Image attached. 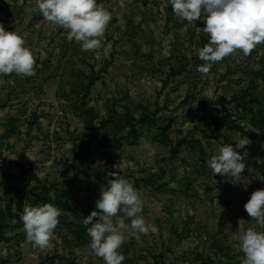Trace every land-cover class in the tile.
<instances>
[{
    "label": "rangeland",
    "instance_id": "obj_1",
    "mask_svg": "<svg viewBox=\"0 0 264 264\" xmlns=\"http://www.w3.org/2000/svg\"><path fill=\"white\" fill-rule=\"evenodd\" d=\"M97 3L113 18L102 47L85 52L33 10L35 0H0V23L36 58L34 76H0V264H104L89 254L83 220L99 211L113 172L142 192V216L159 229L127 236L123 264H241L237 221L253 226L244 204L264 189V130L253 122L264 114V44L202 75L203 19L175 17L168 0ZM222 118L242 130L217 126ZM90 125L96 136L89 142ZM246 136L245 182L214 175L210 157ZM64 187L76 213L63 210L51 246L34 247L20 221L23 207Z\"/></svg>",
    "mask_w": 264,
    "mask_h": 264
},
{
    "label": "clouds",
    "instance_id": "obj_2",
    "mask_svg": "<svg viewBox=\"0 0 264 264\" xmlns=\"http://www.w3.org/2000/svg\"><path fill=\"white\" fill-rule=\"evenodd\" d=\"M43 19L54 27L67 31V39L81 45L85 52L102 47V39L112 20V13L97 0H35ZM175 17L193 24L203 19V32L208 42L198 48L202 65L197 71L210 73L217 62L240 51L250 55L257 45L264 44V0H168ZM125 7V0H119ZM25 39L16 31H6L0 23V75L13 73L25 77L36 74V58L25 46ZM172 40L163 41L165 53H170ZM246 137L219 147L218 153L207 161L214 175L230 176L234 184L245 182V160L249 156ZM238 149H242L241 154ZM95 208L83 224L90 237V255L102 258L104 264H123L126 257L121 248L127 236L139 239L140 235L158 234L159 229L142 216V192L134 184L113 172ZM253 226L243 218L238 219V247L243 252L241 264H264V189L253 191L244 204ZM123 215H120V214ZM63 210L51 203L36 206L25 204L20 221L26 240L41 250L50 247L54 230L59 225ZM126 221H130L126 222ZM16 223V221H12ZM231 244L232 241L230 240Z\"/></svg>",
    "mask_w": 264,
    "mask_h": 264
},
{
    "label": "trees",
    "instance_id": "obj_3",
    "mask_svg": "<svg viewBox=\"0 0 264 264\" xmlns=\"http://www.w3.org/2000/svg\"><path fill=\"white\" fill-rule=\"evenodd\" d=\"M0 76H3V75H0ZM261 77L263 78L264 80V75H261ZM93 83V81H90V84ZM232 99L235 101L237 100V98L235 96H232ZM241 99H244V96H241ZM253 101V99H251L250 103ZM239 106L244 109L245 111L248 109H246L245 107V104L243 103H238ZM254 124L255 126H257L258 129H261V130H264V114H260L258 113V116H256L254 118ZM217 126H224L226 128H229V129H236V130H242L238 125H236L234 122H229L228 119L226 118H222L221 122L220 123H217ZM93 126L90 125V128L88 127L89 131L87 133V137L89 139V142L90 141H93L95 139V136H96V132L93 131ZM243 134L245 135H248V133H246L245 131H243ZM23 172V170H22ZM70 192V188L69 187H64L62 190H59V189H56L53 193V197H50V195H40L38 194L37 197L38 199H40L41 202H47V201H51L53 203H55L60 209L62 210H69L73 213H76L74 209H72V207H70L67 199H66V196L67 194ZM34 204V202H33ZM32 204V205H33ZM76 239H82V235H79V234H76ZM66 264H77L76 262L74 261H68Z\"/></svg>",
    "mask_w": 264,
    "mask_h": 264
}]
</instances>
